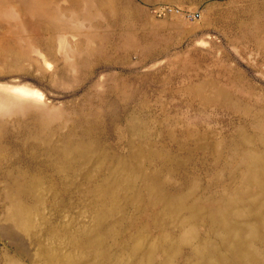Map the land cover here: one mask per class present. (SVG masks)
Wrapping results in <instances>:
<instances>
[{
    "label": "rangeland",
    "instance_id": "1",
    "mask_svg": "<svg viewBox=\"0 0 264 264\" xmlns=\"http://www.w3.org/2000/svg\"><path fill=\"white\" fill-rule=\"evenodd\" d=\"M242 1L0 0V264H264Z\"/></svg>",
    "mask_w": 264,
    "mask_h": 264
},
{
    "label": "crops",
    "instance_id": "2",
    "mask_svg": "<svg viewBox=\"0 0 264 264\" xmlns=\"http://www.w3.org/2000/svg\"><path fill=\"white\" fill-rule=\"evenodd\" d=\"M242 4H264V0H243ZM258 7L260 8L261 6L258 5Z\"/></svg>",
    "mask_w": 264,
    "mask_h": 264
},
{
    "label": "built area",
    "instance_id": "3",
    "mask_svg": "<svg viewBox=\"0 0 264 264\" xmlns=\"http://www.w3.org/2000/svg\"><path fill=\"white\" fill-rule=\"evenodd\" d=\"M198 16L197 15H194L193 18H197Z\"/></svg>",
    "mask_w": 264,
    "mask_h": 264
}]
</instances>
